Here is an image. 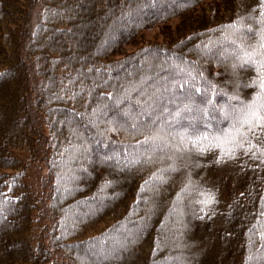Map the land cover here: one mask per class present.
Masks as SVG:
<instances>
[{"label": "trees", "instance_id": "trees-1", "mask_svg": "<svg viewBox=\"0 0 264 264\" xmlns=\"http://www.w3.org/2000/svg\"><path fill=\"white\" fill-rule=\"evenodd\" d=\"M262 2L0 0V264H264Z\"/></svg>", "mask_w": 264, "mask_h": 264}, {"label": "snow or ice", "instance_id": "snow-or-ice-1", "mask_svg": "<svg viewBox=\"0 0 264 264\" xmlns=\"http://www.w3.org/2000/svg\"><path fill=\"white\" fill-rule=\"evenodd\" d=\"M260 11L261 16L259 19L264 23V2L261 4ZM237 65L243 67H248L249 65L255 66L258 75L250 83L258 85V90L252 93L250 100L243 101L238 109L233 110L230 114L231 124L227 129L194 135L185 133L188 141L199 151H204L206 148H217L221 155L234 156L236 148L247 149L254 146L261 152H264V148H260L258 144L245 143L248 140L249 134L264 131V127H260L264 126V31L259 34V40L256 45L248 49L241 46L240 51L236 55L233 68ZM181 140L183 142V137H181ZM184 147H188V145L185 144ZM211 200L212 197L209 195L207 199L200 201V203L207 204Z\"/></svg>", "mask_w": 264, "mask_h": 264}, {"label": "rangeland", "instance_id": "rangeland-1", "mask_svg": "<svg viewBox=\"0 0 264 264\" xmlns=\"http://www.w3.org/2000/svg\"><path fill=\"white\" fill-rule=\"evenodd\" d=\"M156 33H157L156 30H152V31L147 32L146 36L148 39H154L152 37H156L157 40H160L161 37L157 36Z\"/></svg>", "mask_w": 264, "mask_h": 264}]
</instances>
